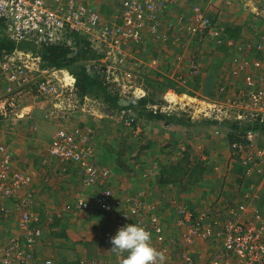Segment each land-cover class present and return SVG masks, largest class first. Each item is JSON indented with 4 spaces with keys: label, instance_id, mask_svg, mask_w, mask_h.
<instances>
[{
    "label": "rangeland",
    "instance_id": "374dc122",
    "mask_svg": "<svg viewBox=\"0 0 264 264\" xmlns=\"http://www.w3.org/2000/svg\"><path fill=\"white\" fill-rule=\"evenodd\" d=\"M125 1L88 2L103 21L121 25L122 19L113 14L123 10L121 6ZM164 6L162 35L145 33L140 41L129 39L119 49L112 50L107 49L105 43H96L97 51H93L100 55L90 63L101 70L102 66L106 69L107 73L103 75L110 92H118L125 99H145L140 106H146L148 110L160 109L176 121L149 117L135 109H127L124 115L121 110L109 112L107 105L94 96L87 95L89 99L83 101L77 92L75 97L80 100L73 103V115L56 121L46 117L45 113L36 121L46 122L41 128L36 122L18 128L16 118L21 112L20 103L17 113L0 118V145H6L4 155L0 150V162L9 153L12 168L33 179L51 173L55 178H67L66 174L56 170V164L51 163L53 156L49 149L48 156L44 151L27 155L28 151H38V140L50 145L52 135L62 124L70 128L81 124L92 128L97 154L112 170L108 187L114 191V212L108 213L96 203L103 186L84 183L78 173L83 185L91 187L92 191L82 192L86 196L75 204L79 211L74 217L75 222L47 219L53 224L51 227H56V240L60 245L47 249L44 256L53 254L56 258H52L60 264H120L121 258L109 251L112 247L110 237L118 231L116 226L120 220L122 226L141 223L149 230L153 245L166 255L165 264H185V255L196 264H213L216 260L219 264H235V254L223 251L226 224L235 217L240 219L249 215L237 211L243 201H247L249 212L258 208L264 213V159L259 160V157L250 161L248 155L257 149L264 150V133L257 129L247 131L257 133L251 148L238 141L244 133L231 135L233 127L230 124L238 120L232 109L228 116L215 118L210 115V104L214 100H223L226 95L246 94L249 89L261 86L257 82L250 88L246 81L248 76L254 77L255 82V77L264 76V44L261 59L253 58L258 55L253 47L258 38L264 37V0H169ZM198 6L203 15L212 20L210 28L215 33L204 31V43L198 46L197 52L191 44L198 40L196 37L200 33L191 27H197L193 25L196 22L192 17ZM168 22L172 23V28ZM232 30L236 35L231 34ZM88 55L93 56V52L88 51ZM6 88V77L0 73V96ZM239 96L247 99L245 95ZM24 98L25 94L21 101ZM45 109L48 112L51 107ZM247 122L253 120H243L240 124ZM38 132L40 134L36 135ZM185 146H188L186 153ZM11 147L14 154L8 151ZM120 150L124 151L121 157L118 154L112 156ZM27 156L31 158V164ZM37 156L41 157V166L33 165ZM24 164H27L25 168L22 167ZM258 166H262L259 168L262 172L256 171ZM30 186L22 187L21 194L28 192ZM60 188L58 190L63 193L64 187ZM81 200L92 205L81 208ZM188 201L195 204L194 212L202 210L205 219L200 223V228H205L204 233L191 238H188L187 226L181 218H173ZM2 202L8 214L18 213L14 200L5 198ZM136 205L139 210L132 213L130 208ZM127 209L126 222L123 211ZM56 210L60 211V208L56 207ZM90 210L100 213L88 214ZM92 219L106 232H95L94 228L85 225L92 223Z\"/></svg>",
    "mask_w": 264,
    "mask_h": 264
},
{
    "label": "built area",
    "instance_id": "2783aa9c",
    "mask_svg": "<svg viewBox=\"0 0 264 264\" xmlns=\"http://www.w3.org/2000/svg\"><path fill=\"white\" fill-rule=\"evenodd\" d=\"M168 1L127 0L121 14L115 15L116 18L119 16L122 19V24L119 25L113 21H103L101 16L82 0H0V21L5 24V30L15 41L26 39H36L45 43L63 41L76 51V38L79 37L89 41L92 47L97 48L96 43L98 45L101 42L107 44V49L112 50L119 49L129 39L140 41L145 33L160 34L164 5ZM193 13L192 18L196 22L193 25L197 27H191V30L199 33L208 30L211 34L212 20L203 15L199 6L194 8ZM168 26L172 28V23L168 22ZM263 44L260 46L263 47ZM0 73H3L7 80V88L0 96V118L17 113L21 97L26 90L52 103L46 117L56 121L73 115V103L80 100L76 99L74 94L73 74L64 68L44 66L41 57L32 53L18 49L7 52L0 50ZM253 78L248 76L246 81L250 88L257 83ZM259 83L260 88H251L246 94H239L245 95L246 100L239 95L235 97L226 95L223 100H214L210 104L212 107L210 115L215 118L228 116V111L232 109L235 112V119L241 122L259 119L264 121V76ZM124 113L126 111H123L122 115ZM256 135L255 131L247 132L246 138L250 141L248 146L251 148L255 145ZM48 149L53 158L77 165L84 183L90 185L99 183L103 186L95 202L108 213L115 211L114 191L108 187L112 170L100 164L97 159L92 128L80 125L70 128L62 124L53 135ZM0 150L3 151V155L6 153L4 145H0ZM258 150L251 153L254 156L248 154L250 161L259 157L261 158L259 160L264 159V150ZM11 158L12 156L7 153L0 162V219L8 215L2 200L16 198L14 207L18 211L19 229L6 242L0 243V264H60L52 257H37L35 244L44 231L41 214L33 209L35 193L30 191L22 195L20 192L22 187L32 184L30 182L33 178L29 174L14 170ZM261 167L254 169L257 171ZM261 169L258 171L262 172ZM91 205L86 200L79 202V206L84 209ZM130 209L132 213H136L139 207L136 205ZM128 210L123 211L126 222ZM237 211L249 215H244L240 219L235 217L226 224L223 251L235 254V264H264L263 211L254 208L249 212L247 201L241 202ZM187 214L181 221L187 226L188 238L204 233L205 228H200L199 223H193L191 216ZM122 224V220L118 221L117 229L122 227ZM184 258L185 264H196L190 256L185 255ZM213 264L219 262L216 260Z\"/></svg>",
    "mask_w": 264,
    "mask_h": 264
},
{
    "label": "crops",
    "instance_id": "0c3cea01",
    "mask_svg": "<svg viewBox=\"0 0 264 264\" xmlns=\"http://www.w3.org/2000/svg\"><path fill=\"white\" fill-rule=\"evenodd\" d=\"M82 1L86 5H88L90 7L92 6V4L91 3L89 4V2H88L89 0H82ZM64 70L69 72L71 75L73 74L68 68H64ZM255 76H257V75H255ZM259 76L255 77V79L257 80L256 82L260 81L261 78ZM74 88H75V86H74ZM76 96H77V94H76ZM77 98H79V97H77ZM80 99L81 100L83 99V101H84V99L87 100L89 98L87 97V95L86 96L84 95V96H80ZM94 101L96 102V100H94ZM48 103H50V104H48ZM20 104H21V112H20L19 117L16 118L19 129H22V127H24V124H28L29 122L34 124L37 120L43 118V115L45 116V113H46L45 107H52V103L49 100L36 97L34 95V93H32V91H30V90L25 91V98L22 99ZM37 124H41V122L37 123ZM45 124H46V122L42 123L40 125V128ZM33 126H36V125H33ZM36 127H39V126H36ZM43 128H45V127H43ZM35 134L38 135V134H40V132L35 133ZM38 141H39V146L37 148L38 151H28L27 155L30 154V152H37L38 154H40L44 151L46 154L45 156H48L49 155V153H48L49 145L47 146V145L43 144L42 142H40V140H38ZM1 145H4L6 147L5 143L1 144ZM7 149H8V146H7ZM13 149L15 151V147ZM8 151L10 153L14 154V152L12 151V147ZM123 152H124L123 150H120L118 152L115 151L112 153L113 155L112 154L111 155L113 157H115V155L118 154L119 157H121ZM96 156H97V159H98L100 164L105 163V162L100 160V154L99 153L97 154V149H96ZM53 159L51 160V163L53 164V166H55V164H56V166H55L56 170L60 171L63 174H66L67 178H64V180L62 177L55 178L53 176V173H51V175L49 174L48 176L44 175V177L38 176V178H37V176H36V178L34 177L33 182L31 184L30 188L28 189L29 190L28 192L32 191L35 193V203H34L33 209L37 210L41 215L42 214L44 215V220H42V222H43V226H44L43 228H45V226H46V228L44 229L43 234L37 239V243L35 244V248H36L37 257L42 256L45 258H46V256H44V254L46 253L47 249H50L53 247L55 248V247H57V245H60V243L56 240V235H57V232L55 231L56 227H51V226H53V224L52 223L50 224L47 221L46 217H49L52 214L55 216L53 222H55V219L57 220L56 222H60V223H65V222L67 223V221H74L75 222L76 218H74V217L79 214V211L77 210L78 208L75 206V204H77L79 199H82V198H84V196H86L82 192L87 193L89 191L90 192L92 191L91 187L84 186L83 182H81V176L78 174L80 172H79V168L77 165H75L74 163H72L70 161H60L56 158H53ZM27 160H28V163L31 164V162H32V161H30L31 158L28 157ZM40 160H41V157L37 156V159L34 160L33 165L34 166H37V165L41 166ZM111 165H113V164L111 163ZM26 166H27V164L26 165L24 164L22 167L25 168ZM29 168L30 167H28V169ZM55 174H56V172H55ZM53 178L59 182L57 183L56 181H52ZM75 182H76L77 187H75ZM61 186L64 187L63 193L60 190H58V189H61L60 188ZM61 196H62V199H60ZM9 199H11V198H9ZM13 200L15 202L16 198L11 199L12 202H13ZM59 203H61V204H59ZM64 205H65V207H64ZM68 205H70V207H68ZM167 205L169 206V204H167ZM56 207L60 208V211H57ZM87 213L88 214L92 213L93 215L94 214L97 215L100 212H95V210L94 211L90 210V212H87ZM80 214L83 215V213L81 211H80ZM105 215H107V214H105ZM60 216H62V218H60ZM108 216L107 217L110 219L111 216L110 215H108ZM176 216H177V213L175 212V215L173 218L176 219ZM18 219H19L18 213L17 212L14 213V211H12L10 214H8L7 216L0 219V241L2 240V241L6 242L9 239V237L13 234V232L16 231L15 233H17V231L19 229ZM95 221L96 220L92 219V223L89 222L85 225L90 227V228H94L95 232L100 230L103 233V231L105 229H103L102 226L100 227V224L96 223ZM9 227H12V228L10 229ZM48 231H51V232H48ZM105 232H106V230H105ZM50 255H51V257H55L53 254H50Z\"/></svg>",
    "mask_w": 264,
    "mask_h": 264
},
{
    "label": "trees",
    "instance_id": "16d2710c",
    "mask_svg": "<svg viewBox=\"0 0 264 264\" xmlns=\"http://www.w3.org/2000/svg\"><path fill=\"white\" fill-rule=\"evenodd\" d=\"M124 7V3H122L121 8ZM122 10L120 12L115 11L113 15H120ZM112 22V21H109ZM231 27L229 26V30ZM233 31H231L232 35ZM160 33V32H159ZM206 33V32H205ZM205 33H200L196 38L194 43L191 45L195 46V49L197 51L198 46L202 45L204 42L202 39L203 36H205ZM162 34V33H160ZM198 34V33H197ZM201 36V37H200ZM200 38V39H199ZM77 40V50L71 49L70 46L66 44V42L60 41L58 43H45L36 39H26L23 41H15L11 39V37L8 35L7 31L5 30V24L0 21V50L1 51H13V50H20L25 52H30L33 55L41 57V60L43 61L44 66H55L59 68H68L73 75L76 77V84L75 89L76 91L74 94L76 95V92L78 93V96H94L95 99L100 100L104 105H107L109 112L111 111H126L127 109H135L140 114H144L149 117L154 118H161L166 119L167 122L169 121H176L175 117L167 116L165 113L160 112V109L158 110H148L146 106H140V103L143 102L145 99L140 98H134V99H125L122 96L119 95V93L110 92V87L107 82L106 76L103 74H106V69L102 66V69L98 67V65L91 64L90 61L92 59H96V56L100 54H95L96 48L92 47L93 45L87 41L80 39L79 37L76 38ZM264 38H258V41L256 42V45L253 47L255 51L258 52V55L254 56V60H260L262 56V46ZM100 49V48H99ZM194 49V50H195ZM88 51L93 52V56L88 55ZM198 52V51H197ZM101 53V52H100ZM93 63V62H92ZM99 70L100 72H98ZM100 98V99H99ZM129 102V103H128ZM150 112V113H149ZM152 115V116H151ZM236 120V119H235ZM241 120H236L230 124L231 127H233V131L231 135H238L239 133H244L243 137L240 138L238 141L245 143L247 146L250 143L249 140L246 138V133L250 129H257L262 131L264 133V121L256 120L253 122H247L245 125L240 124ZM81 127H86L87 125L81 124ZM244 126V128H243ZM88 127V126H87ZM242 129V131H238L239 129ZM235 139V138H234ZM238 139V138H236ZM165 182V181H164ZM163 182V183H164ZM184 205L188 209L191 221L193 223H202L204 219V214L202 213V210L194 212L195 204H192V202H184ZM59 215V214H58ZM41 220H44V215H41ZM48 216V215H47ZM55 218L54 215H50L49 217H46V219H49V221H53Z\"/></svg>",
    "mask_w": 264,
    "mask_h": 264
},
{
    "label": "clouds",
    "instance_id": "9594fccd",
    "mask_svg": "<svg viewBox=\"0 0 264 264\" xmlns=\"http://www.w3.org/2000/svg\"><path fill=\"white\" fill-rule=\"evenodd\" d=\"M74 78L76 84V77ZM186 147L188 146L183 148L185 153ZM179 210L176 217L185 219L189 213L188 209L182 206ZM184 210L186 212H183ZM110 243L112 247L109 251L121 258L120 264H165V253L153 245L151 232L140 224L130 223L120 227L116 234L110 237Z\"/></svg>",
    "mask_w": 264,
    "mask_h": 264
},
{
    "label": "bare ground",
    "instance_id": "6f19581e",
    "mask_svg": "<svg viewBox=\"0 0 264 264\" xmlns=\"http://www.w3.org/2000/svg\"><path fill=\"white\" fill-rule=\"evenodd\" d=\"M21 50V49H20Z\"/></svg>",
    "mask_w": 264,
    "mask_h": 264
},
{
    "label": "water",
    "instance_id": "95a60500",
    "mask_svg": "<svg viewBox=\"0 0 264 264\" xmlns=\"http://www.w3.org/2000/svg\"><path fill=\"white\" fill-rule=\"evenodd\" d=\"M129 103V102H128Z\"/></svg>",
    "mask_w": 264,
    "mask_h": 264
}]
</instances>
